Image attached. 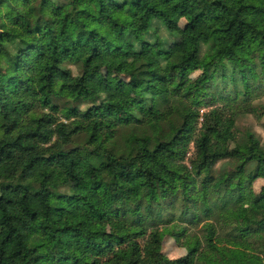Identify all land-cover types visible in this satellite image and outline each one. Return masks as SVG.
I'll return each instance as SVG.
<instances>
[{"label": "trees", "instance_id": "obj_1", "mask_svg": "<svg viewBox=\"0 0 264 264\" xmlns=\"http://www.w3.org/2000/svg\"><path fill=\"white\" fill-rule=\"evenodd\" d=\"M57 1L0 0V264H264L256 109H199L264 77V0Z\"/></svg>", "mask_w": 264, "mask_h": 264}, {"label": "rangeland", "instance_id": "obj_2", "mask_svg": "<svg viewBox=\"0 0 264 264\" xmlns=\"http://www.w3.org/2000/svg\"><path fill=\"white\" fill-rule=\"evenodd\" d=\"M58 1L54 0V4H57ZM185 24V19L181 20V25ZM161 33L163 37L168 41H173L174 38L168 35L166 30L162 28ZM205 47L203 51H205ZM73 69L74 74L79 73V68L75 65H70ZM104 73L111 79L119 82L123 81L124 78L121 75H117L114 71L109 69L108 67L104 68ZM200 71H192L189 72L187 79L183 85V88L186 89L188 85V80L196 77ZM125 81V80H124ZM251 84V83H250ZM252 90L248 94H244L243 82H232L224 80H213L211 82V93L217 99H207V104L205 106H201L200 109V116L204 113L210 111L213 108H221L225 111H232L236 108L239 109H256V112H247L244 110L239 111L236 120V129L239 135H243L246 130H252L256 132L258 137L261 139L262 144L264 145V109H261L262 103H264V77L255 80L252 83ZM242 90V92H240ZM238 92V93H236ZM238 95V96H237ZM237 98L235 99V97ZM210 97V96H209ZM91 104H82V108H86ZM202 118H200V123ZM68 155L71 156L72 160L77 161L80 160L82 157V149L80 146L72 145L71 147L67 148ZM195 153V146L193 143L190 145L189 153L186 157V163L191 167L192 165V158L194 157ZM231 167L229 163L226 162H219L217 168H227ZM264 187V178L257 179L254 184L253 188L256 192H259ZM183 225H189L188 220L179 221ZM109 232L113 233L115 236H121L125 233L122 228H119L117 225L109 224L107 226ZM192 231L195 233H199L198 227H192ZM199 235V234H198ZM163 252L170 258H178L187 254V249L177 243L174 238L167 236L164 240V247Z\"/></svg>", "mask_w": 264, "mask_h": 264}]
</instances>
